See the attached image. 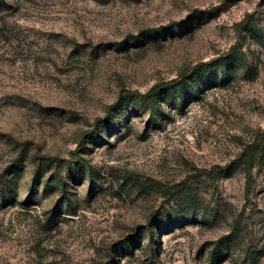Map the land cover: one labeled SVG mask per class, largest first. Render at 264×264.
<instances>
[{"label":"rangeland","instance_id":"374dc122","mask_svg":"<svg viewBox=\"0 0 264 264\" xmlns=\"http://www.w3.org/2000/svg\"><path fill=\"white\" fill-rule=\"evenodd\" d=\"M262 128L264 0H0V264H264Z\"/></svg>","mask_w":264,"mask_h":264},{"label":"trees","instance_id":"16d2710c","mask_svg":"<svg viewBox=\"0 0 264 264\" xmlns=\"http://www.w3.org/2000/svg\"><path fill=\"white\" fill-rule=\"evenodd\" d=\"M176 25L180 27L182 23H177ZM244 27L251 29V28H255L256 25L252 21H248L245 23ZM170 30H171L170 25H162L157 28H150L148 30V34L156 35L158 33H164V32L166 33ZM140 39L141 38L138 36L132 37V40H140ZM121 44H124V41L121 42ZM237 56H238V53H236V51H233L229 53L228 55L219 58L217 62L227 63L230 60L235 59ZM217 62L212 61L210 63L204 64L203 65L204 70L207 71L208 67L210 66L212 67ZM184 82L185 80L181 78L179 80L169 81L164 84H155L148 91L144 93L138 92L132 95L131 98H132L133 105H136L138 107L148 106L151 109V111H154L155 107L158 104L159 97H162V95L166 93L167 90L172 91L175 89L178 90L179 88L182 89V85L180 84H183ZM96 131H97V128L91 130L89 134H93ZM241 159H242L241 162H243V165L245 167V171L247 174L250 172V170L256 163H261L263 161L264 159V128L259 129L255 133L252 141L249 142L245 146V148L243 149V152H241ZM51 160L52 158L47 157V156L41 157L39 160L38 166L36 167L37 171L40 170L41 167H49V165L51 164ZM68 166L73 174L77 175L83 172V168L78 162L75 163L74 169H73L72 164L69 163ZM60 182L63 184L62 180ZM4 189L5 188H0V193H3ZM236 228H238V224H236ZM131 237L137 239L139 237V232L138 231L132 232ZM220 241H221L220 239L216 241L215 247L219 246Z\"/></svg>","mask_w":264,"mask_h":264}]
</instances>
